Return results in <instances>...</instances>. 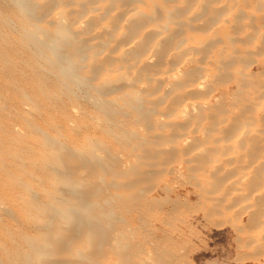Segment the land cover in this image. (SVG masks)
<instances>
[{"label":"bare ground","instance_id":"bare-ground-1","mask_svg":"<svg viewBox=\"0 0 264 264\" xmlns=\"http://www.w3.org/2000/svg\"><path fill=\"white\" fill-rule=\"evenodd\" d=\"M240 3L0 0V264H171L172 235L135 240L165 203L236 210L264 264V29Z\"/></svg>","mask_w":264,"mask_h":264},{"label":"rangeland","instance_id":"rangeland-1","mask_svg":"<svg viewBox=\"0 0 264 264\" xmlns=\"http://www.w3.org/2000/svg\"><path fill=\"white\" fill-rule=\"evenodd\" d=\"M236 7L243 8V17L240 18V21L243 22V36L252 33L258 27L264 29V24H262L264 23V0H241L239 6L230 7L229 17L231 19L234 16L232 11ZM258 57L264 60V54ZM163 178H165L164 181L169 179L170 185L175 192L178 191L182 194V198L186 190L192 189L190 185L184 182L182 176L169 174L164 175ZM190 203L198 209L196 195L192 197ZM162 206L165 212L158 210L161 213L156 211L152 213L153 215L151 214L152 216L142 214L145 218L135 222L134 226L138 227L135 240H143L144 235L149 234L150 241L153 240L154 242V240L163 238V235L166 237L172 235L173 244H171V240L168 242L164 240V245L168 244L166 246L172 252V261H169L171 264H243V232H237L234 229L236 216L233 214L236 210L227 214H214L208 221L202 210L196 211L194 209L192 211L184 205H179L173 212H169L166 209L172 207L170 203H165ZM146 218L148 221L145 220ZM162 218L166 219L167 222H161L160 219ZM168 239L169 237L166 240ZM148 244L147 248L150 250L153 243Z\"/></svg>","mask_w":264,"mask_h":264}]
</instances>
